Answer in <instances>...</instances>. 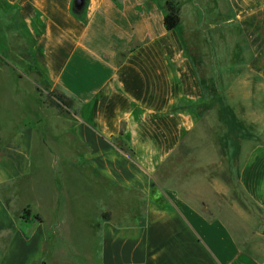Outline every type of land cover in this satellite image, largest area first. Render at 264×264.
<instances>
[{
  "label": "crops",
  "instance_id": "0c3cea01",
  "mask_svg": "<svg viewBox=\"0 0 264 264\" xmlns=\"http://www.w3.org/2000/svg\"><path fill=\"white\" fill-rule=\"evenodd\" d=\"M74 1L0 0V264H40L48 236L82 235V227L92 237L90 264H264L255 226L194 207L172 184L192 180L158 182L209 119L181 17L166 30V0H84L80 10ZM234 21L264 35V20ZM259 48L250 68L264 75ZM26 60L71 110L48 108L18 81ZM231 155L232 179L204 182L234 212L243 191L264 213V143L239 142ZM54 157L74 182H35ZM226 182L236 188L232 202ZM82 200L84 224L69 225L70 204Z\"/></svg>",
  "mask_w": 264,
  "mask_h": 264
},
{
  "label": "rangeland",
  "instance_id": "374dc122",
  "mask_svg": "<svg viewBox=\"0 0 264 264\" xmlns=\"http://www.w3.org/2000/svg\"><path fill=\"white\" fill-rule=\"evenodd\" d=\"M174 1L180 6L185 49L192 58L202 85L207 101L202 109H207L209 119L208 122H203L193 137L184 144L186 154L180 155L177 162L168 163L160 170L158 182L167 189L170 180L174 181V178L176 181L184 178L192 180L172 184L194 207L209 213L220 210L229 217L234 226L246 229L253 225L260 234L264 228V213L252 208L243 191L240 192V209L236 211L238 204L235 202L234 212L232 203L228 207V203L217 202L218 193L204 180L230 181L234 176L232 148L238 146L239 142L246 146L264 143V75L254 73L250 68L253 51H261L260 45L262 49L264 47V35L254 36L248 27H242L234 21L264 20V0ZM26 61L25 68H16L18 81L27 89L33 88L48 108L56 109L47 104V92L44 90L47 85L37 75L30 61ZM17 124H13L8 130H16ZM68 142L72 145L70 140ZM54 159L56 162L52 163L50 172L42 169L36 172L35 182H74L72 172L66 169L58 171L60 163L56 157ZM87 176H90L89 172H82L80 182H88ZM91 181L105 182L98 176L91 177ZM226 183L229 190L225 200L232 202L233 194L236 199V188L233 190L231 182ZM112 194L114 199L119 195L115 188ZM87 204L89 203L85 200L72 201L68 223L73 219L75 221L69 225L84 224L86 216L83 215L88 210L87 208L84 211V208ZM97 207L101 208L100 205ZM222 207L223 209H218ZM80 231L82 235L74 233L67 236H48V244L39 255V263L90 264L89 254L92 255L93 250L89 248L92 247V237L85 228H80ZM74 246L89 252L72 250Z\"/></svg>",
  "mask_w": 264,
  "mask_h": 264
},
{
  "label": "trees",
  "instance_id": "16d2710c",
  "mask_svg": "<svg viewBox=\"0 0 264 264\" xmlns=\"http://www.w3.org/2000/svg\"><path fill=\"white\" fill-rule=\"evenodd\" d=\"M180 23V6L174 0H166L164 4L163 24L166 30H172L178 27ZM47 92V104L59 110V112H67L72 108V101L63 93L50 89L48 86L44 89ZM28 215L27 211H23L22 219Z\"/></svg>",
  "mask_w": 264,
  "mask_h": 264
},
{
  "label": "water",
  "instance_id": "95a60500",
  "mask_svg": "<svg viewBox=\"0 0 264 264\" xmlns=\"http://www.w3.org/2000/svg\"><path fill=\"white\" fill-rule=\"evenodd\" d=\"M83 4H84V0H75L73 6L76 10H80ZM261 233L264 236V228Z\"/></svg>",
  "mask_w": 264,
  "mask_h": 264
}]
</instances>
